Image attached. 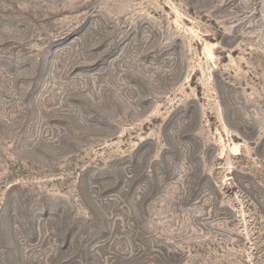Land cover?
I'll return each instance as SVG.
<instances>
[{
  "label": "rangeland",
  "instance_id": "rangeland-1",
  "mask_svg": "<svg viewBox=\"0 0 264 264\" xmlns=\"http://www.w3.org/2000/svg\"><path fill=\"white\" fill-rule=\"evenodd\" d=\"M0 264H264V0H0Z\"/></svg>",
  "mask_w": 264,
  "mask_h": 264
}]
</instances>
